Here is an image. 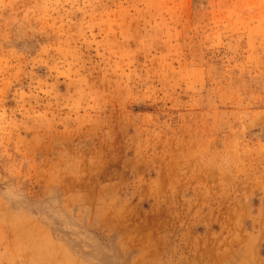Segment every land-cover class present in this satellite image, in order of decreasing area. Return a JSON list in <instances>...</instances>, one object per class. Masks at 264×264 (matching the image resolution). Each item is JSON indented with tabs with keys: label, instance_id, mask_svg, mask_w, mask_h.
<instances>
[{
	"label": "rangeland",
	"instance_id": "374dc122",
	"mask_svg": "<svg viewBox=\"0 0 264 264\" xmlns=\"http://www.w3.org/2000/svg\"><path fill=\"white\" fill-rule=\"evenodd\" d=\"M0 264H264V0H0Z\"/></svg>",
	"mask_w": 264,
	"mask_h": 264
}]
</instances>
